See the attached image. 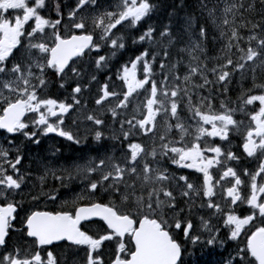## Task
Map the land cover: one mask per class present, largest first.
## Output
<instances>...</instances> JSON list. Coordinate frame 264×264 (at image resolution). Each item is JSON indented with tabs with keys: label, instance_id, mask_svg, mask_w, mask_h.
Segmentation results:
<instances>
[{
	"label": "snow or ice",
	"instance_id": "snow-or-ice-1",
	"mask_svg": "<svg viewBox=\"0 0 264 264\" xmlns=\"http://www.w3.org/2000/svg\"><path fill=\"white\" fill-rule=\"evenodd\" d=\"M197 249L264 264V0H0V264Z\"/></svg>",
	"mask_w": 264,
	"mask_h": 264
},
{
	"label": "bare ground",
	"instance_id": "bare-ground-1",
	"mask_svg": "<svg viewBox=\"0 0 264 264\" xmlns=\"http://www.w3.org/2000/svg\"><path fill=\"white\" fill-rule=\"evenodd\" d=\"M49 145H44L43 147L44 148H47ZM57 146H59V145H57ZM61 151H62V153H63V159H65V160H71V158H72V156H73V153H72V151H71V149H69L68 147H63L62 149H61ZM36 153H42V149H40V150H34V152H33V156H35V154ZM33 169L34 170H36V165L35 164H33Z\"/></svg>",
	"mask_w": 264,
	"mask_h": 264
},
{
	"label": "trees",
	"instance_id": "trees-1",
	"mask_svg": "<svg viewBox=\"0 0 264 264\" xmlns=\"http://www.w3.org/2000/svg\"><path fill=\"white\" fill-rule=\"evenodd\" d=\"M101 79H103V78H101ZM233 98H235L234 96H233ZM197 253H196V255H195V257H196V261H195V264H215V261L216 260H218L219 258H215L214 259V261L212 262V259H210L209 257L208 258H206V261H204L202 258V255H200V253L202 252L200 249L199 250H197L196 251ZM198 256V257H197Z\"/></svg>",
	"mask_w": 264,
	"mask_h": 264
}]
</instances>
